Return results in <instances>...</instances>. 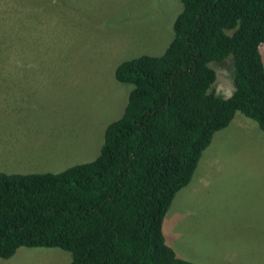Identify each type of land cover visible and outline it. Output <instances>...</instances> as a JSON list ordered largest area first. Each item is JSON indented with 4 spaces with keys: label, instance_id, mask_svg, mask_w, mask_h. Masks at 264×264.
Returning a JSON list of instances; mask_svg holds the SVG:
<instances>
[{
    "label": "rangeland",
    "instance_id": "1",
    "mask_svg": "<svg viewBox=\"0 0 264 264\" xmlns=\"http://www.w3.org/2000/svg\"><path fill=\"white\" fill-rule=\"evenodd\" d=\"M181 10L180 0H0V42L10 22L17 28L7 42L16 50L0 55V171L55 173L94 159L133 87L115 79L116 66L162 54ZM260 53L264 62V43ZM210 65L214 90L229 96L233 66L231 74L226 60ZM162 228L176 254L196 264H264V131L254 120L236 112L214 132ZM70 258L21 246L0 264Z\"/></svg>",
    "mask_w": 264,
    "mask_h": 264
},
{
    "label": "trees",
    "instance_id": "2",
    "mask_svg": "<svg viewBox=\"0 0 264 264\" xmlns=\"http://www.w3.org/2000/svg\"><path fill=\"white\" fill-rule=\"evenodd\" d=\"M180 1L164 52L116 66L115 79L133 87L94 159L55 173L0 171V258L27 246L65 250L68 264H196L166 243L164 217L236 112L264 131V0ZM16 34L10 22L4 58ZM225 60L227 97L210 65Z\"/></svg>",
    "mask_w": 264,
    "mask_h": 264
},
{
    "label": "crops",
    "instance_id": "3",
    "mask_svg": "<svg viewBox=\"0 0 264 264\" xmlns=\"http://www.w3.org/2000/svg\"><path fill=\"white\" fill-rule=\"evenodd\" d=\"M262 56V55H261Z\"/></svg>",
    "mask_w": 264,
    "mask_h": 264
}]
</instances>
